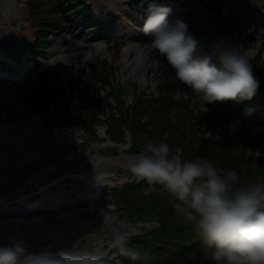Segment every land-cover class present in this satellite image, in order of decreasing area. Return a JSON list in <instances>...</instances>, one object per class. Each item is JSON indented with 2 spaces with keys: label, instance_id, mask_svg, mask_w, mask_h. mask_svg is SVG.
I'll use <instances>...</instances> for the list:
<instances>
[{
  "label": "rangeland",
  "instance_id": "1",
  "mask_svg": "<svg viewBox=\"0 0 264 264\" xmlns=\"http://www.w3.org/2000/svg\"><path fill=\"white\" fill-rule=\"evenodd\" d=\"M85 1L90 5L93 14H101L103 19L108 20V25L116 18L117 23L107 28L110 34H103L89 31V28L69 21L64 25L62 33L48 38L50 47L35 58V63L29 64L34 70L27 75L24 74L25 69L18 74L11 72L8 76L0 73V76L7 79L6 83L0 79V109L8 108L13 112L12 116L0 114V143L14 140L18 135L23 137L24 148L32 142L48 140L54 157L51 162L39 166L38 170L55 171L64 164L65 159H83L81 165H66L67 168L57 171L46 182L49 184L67 180L65 183L56 184V187L41 197L62 202L63 207L59 214L68 218L59 224L48 223L46 227L51 226L59 234L66 230L68 224H72V227L80 231L77 239L82 240L69 241L65 248L78 245L84 249H101L109 255L117 256V247L113 240L114 230L122 231L130 238L158 227V223L154 222L122 225L116 217L108 214L113 209L110 204L114 198L113 192L118 191L125 183L142 180L134 177L126 166L127 161L141 151L131 150L129 137L126 138V143L120 145L107 141L104 134L106 127L103 125L96 127V142L89 140L78 126L62 130L51 128L45 121L46 113L32 114L22 107L19 100L24 97V89L33 85L36 72L45 70L57 75L58 86L68 88L69 80L79 78L80 73L91 63L102 61L113 67L120 85L126 86L129 82H134L140 88L150 85L151 90H154L160 74H174V70L151 48L150 34L140 35L130 26L122 29L127 24L120 17V11L127 10L124 0ZM216 1L178 0L169 6L171 11L167 19L171 21L180 17L186 21L189 31L206 46H211L221 38L229 46H238L239 51L252 63L258 48L264 42V0H223L224 19L218 18L211 11ZM27 2L28 0H0V48L5 55L15 50L11 42L13 37L23 53H26L28 47H32L34 30L31 29ZM163 4L161 2L159 5ZM129 16L134 21L132 24H142L143 15L140 12L130 10ZM13 29L17 30L15 36L12 34ZM10 35L13 37H9ZM130 101V97L125 99L126 104ZM222 102L230 103V112L234 114L230 132L246 122L254 131L264 133V90H257L250 99H227ZM62 103L74 116L79 114L82 107L77 96H71L70 99L64 96ZM11 118L17 119V122H10ZM81 145L87 147L86 151L80 148ZM260 153L259 157L264 159V149ZM107 186L109 190L105 192L104 188ZM31 193L33 189L27 192ZM52 206L61 209L55 204ZM40 241L36 240L34 247H29L28 250L46 249L55 252L64 248L62 244L57 247L48 241L41 246Z\"/></svg>",
  "mask_w": 264,
  "mask_h": 264
},
{
  "label": "trees",
  "instance_id": "2",
  "mask_svg": "<svg viewBox=\"0 0 264 264\" xmlns=\"http://www.w3.org/2000/svg\"><path fill=\"white\" fill-rule=\"evenodd\" d=\"M135 6L156 0H128ZM223 0H217L214 14L225 18ZM30 12L37 30L36 48H42L48 32H57L74 17L78 23L92 21L84 10L83 0H31ZM96 25L94 30L104 31ZM260 81L257 90H264V42L252 60ZM77 95L81 111L77 118L65 110L63 96ZM131 95L130 104L125 97ZM115 105H114V103ZM24 106L33 112H47L49 123L60 128L77 124L92 140L96 127L106 126L105 134L114 144L125 143L128 133L131 150L142 151L149 140L166 138L172 149L181 150L186 158L204 156L217 167H233L242 182L264 177V159L256 149H264V133L254 131L242 122L234 132L230 123L234 115L230 104L214 101L205 110L196 94L175 77L162 73L155 91L135 84L120 86L111 66L97 61L83 71L79 79L68 83V89L57 87L53 73H44L26 92ZM174 197L162 185L151 186L146 180L124 184L114 192L115 209L110 213L121 223L157 222V228L129 238V246L139 249L144 257L133 261L120 254L121 264H213L203 248L192 223L176 214Z\"/></svg>",
  "mask_w": 264,
  "mask_h": 264
},
{
  "label": "clouds",
  "instance_id": "3",
  "mask_svg": "<svg viewBox=\"0 0 264 264\" xmlns=\"http://www.w3.org/2000/svg\"><path fill=\"white\" fill-rule=\"evenodd\" d=\"M168 6L152 4L140 30L151 35L150 46L196 94L205 110L214 101L253 97L260 85L253 65L238 46L224 39L211 46L196 38L186 21L167 19ZM251 111V109H249ZM260 150L256 149V156ZM134 176L162 185L174 197L176 214L192 223L204 256L213 264H264V177L242 182L233 167H217L204 156L186 158L166 138L149 140L127 161ZM121 255L136 261L145 256L129 246L126 233L114 230ZM0 264H121L101 249L61 248L30 251L23 241L0 244Z\"/></svg>",
  "mask_w": 264,
  "mask_h": 264
},
{
  "label": "bare ground",
  "instance_id": "4",
  "mask_svg": "<svg viewBox=\"0 0 264 264\" xmlns=\"http://www.w3.org/2000/svg\"><path fill=\"white\" fill-rule=\"evenodd\" d=\"M64 51L66 52L65 49ZM67 57L71 60L70 54L67 53ZM23 144V137L19 135L14 140L0 143V244L11 243L15 238L23 241L28 249L34 247L35 241L40 239L41 246L48 241L57 247L62 244L65 248L69 241L82 240L77 239L80 237V231L72 227V224H68L66 230L59 234L51 226L46 227L48 223L59 224L68 219L67 216L59 214L63 207L62 202L40 197L45 196L56 185L40 190L28 199L19 198L27 194L28 190L36 191L45 185L57 171L67 168L66 165H81L83 159H65L64 164L55 171L38 170L39 166L53 160L51 145L46 139L32 142L26 148ZM27 157L31 159L28 160ZM31 204L37 205V208L26 210V206ZM53 204L61 209H56Z\"/></svg>",
  "mask_w": 264,
  "mask_h": 264
}]
</instances>
